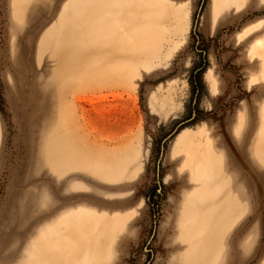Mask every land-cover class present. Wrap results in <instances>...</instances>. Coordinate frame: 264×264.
Segmentation results:
<instances>
[{"label":"rangeland","instance_id":"374dc122","mask_svg":"<svg viewBox=\"0 0 264 264\" xmlns=\"http://www.w3.org/2000/svg\"><path fill=\"white\" fill-rule=\"evenodd\" d=\"M66 214L74 264H264V0H0L1 264Z\"/></svg>","mask_w":264,"mask_h":264},{"label":"bare ground","instance_id":"6f19581e","mask_svg":"<svg viewBox=\"0 0 264 264\" xmlns=\"http://www.w3.org/2000/svg\"><path fill=\"white\" fill-rule=\"evenodd\" d=\"M196 181L197 185L201 187L202 181L200 171L196 173ZM88 224L93 228L95 220L93 218L88 219V217L85 216H75L72 218L69 214H66L63 218L58 230L60 234L53 241L57 243L59 253L67 258L68 264H74L73 254L79 250L82 245L87 243L84 239L89 230ZM86 239L88 240L87 237ZM83 261H86V257Z\"/></svg>","mask_w":264,"mask_h":264},{"label":"crops","instance_id":"0c3cea01","mask_svg":"<svg viewBox=\"0 0 264 264\" xmlns=\"http://www.w3.org/2000/svg\"><path fill=\"white\" fill-rule=\"evenodd\" d=\"M9 252H10V250L8 252H6V253H3L4 255H6V254L8 255V259H6V260L3 259L4 258V256H3V258H2L3 262L2 263H4V264H10V262H12L13 259L15 258V257L10 256V253ZM0 264H1V259H0Z\"/></svg>","mask_w":264,"mask_h":264},{"label":"trees","instance_id":"16d2710c","mask_svg":"<svg viewBox=\"0 0 264 264\" xmlns=\"http://www.w3.org/2000/svg\"><path fill=\"white\" fill-rule=\"evenodd\" d=\"M199 76V75H198ZM198 83H200V82H198Z\"/></svg>","mask_w":264,"mask_h":264}]
</instances>
